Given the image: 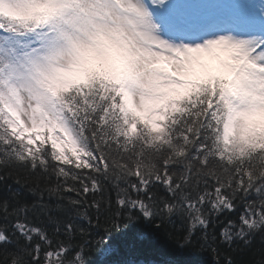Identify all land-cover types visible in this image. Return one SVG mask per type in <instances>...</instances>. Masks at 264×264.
<instances>
[{"label": "snow or ice", "instance_id": "1", "mask_svg": "<svg viewBox=\"0 0 264 264\" xmlns=\"http://www.w3.org/2000/svg\"><path fill=\"white\" fill-rule=\"evenodd\" d=\"M164 3L0 0V264L135 251L141 222L158 264H264V39L165 38Z\"/></svg>", "mask_w": 264, "mask_h": 264}, {"label": "rangeland", "instance_id": "2", "mask_svg": "<svg viewBox=\"0 0 264 264\" xmlns=\"http://www.w3.org/2000/svg\"><path fill=\"white\" fill-rule=\"evenodd\" d=\"M178 5H182V8L179 9ZM204 7L207 10H204ZM155 9L160 10L163 17L170 22V27L176 30L175 33L168 32L153 11L154 18L160 24L165 38L180 32L182 34L190 31L200 32L202 28L204 31L200 32L198 37L203 39L216 35H232L245 39H263L259 35L264 37L261 33H256L258 29L264 30V0H197L196 3L189 5L184 0H165L163 6H157ZM213 18L220 20L216 30L207 34L208 23ZM174 38L179 42L180 37ZM185 42L188 41L185 40Z\"/></svg>", "mask_w": 264, "mask_h": 264}, {"label": "trees", "instance_id": "3", "mask_svg": "<svg viewBox=\"0 0 264 264\" xmlns=\"http://www.w3.org/2000/svg\"><path fill=\"white\" fill-rule=\"evenodd\" d=\"M11 185V189L19 191L22 199L32 202L38 198L39 193L30 192L27 188L16 185L11 180L7 181ZM43 187V185H41ZM9 189L6 186H0V198L7 197ZM45 199L47 194L45 193ZM154 225H148L146 222H141L139 231L142 232L145 238H150L151 246L137 245L135 251L127 249L121 250L118 245H114V250L111 253H104L99 249H91L87 256L89 264H125L126 261H136L137 264H158L162 260H179L182 256L175 242L165 234V232H154ZM178 227V225H177ZM172 226H169V231ZM260 243L259 238L249 248L243 250L232 251L226 247L222 248V252H226L232 256L236 264H259L260 261ZM212 253L202 254L203 264H213Z\"/></svg>", "mask_w": 264, "mask_h": 264}]
</instances>
